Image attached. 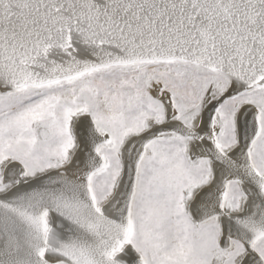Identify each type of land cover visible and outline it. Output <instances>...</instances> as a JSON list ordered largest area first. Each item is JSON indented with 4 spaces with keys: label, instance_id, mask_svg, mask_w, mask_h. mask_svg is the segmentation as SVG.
Returning <instances> with one entry per match:
<instances>
[{
    "label": "snow or ice",
    "instance_id": "1",
    "mask_svg": "<svg viewBox=\"0 0 264 264\" xmlns=\"http://www.w3.org/2000/svg\"><path fill=\"white\" fill-rule=\"evenodd\" d=\"M0 264H264V0H0Z\"/></svg>",
    "mask_w": 264,
    "mask_h": 264
}]
</instances>
